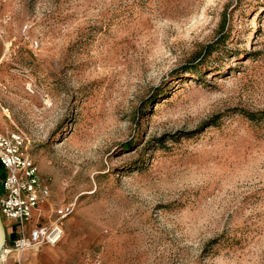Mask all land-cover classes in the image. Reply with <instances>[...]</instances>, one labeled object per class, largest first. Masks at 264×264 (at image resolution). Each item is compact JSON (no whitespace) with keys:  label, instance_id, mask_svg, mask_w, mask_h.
Listing matches in <instances>:
<instances>
[{"label":"rangeland","instance_id":"1","mask_svg":"<svg viewBox=\"0 0 264 264\" xmlns=\"http://www.w3.org/2000/svg\"><path fill=\"white\" fill-rule=\"evenodd\" d=\"M0 118L89 264H264V0H0Z\"/></svg>","mask_w":264,"mask_h":264},{"label":"built area","instance_id":"2","mask_svg":"<svg viewBox=\"0 0 264 264\" xmlns=\"http://www.w3.org/2000/svg\"><path fill=\"white\" fill-rule=\"evenodd\" d=\"M27 144L28 138L19 130L0 134V165L4 169L0 212L7 236L8 232L15 236L10 252L25 253L37 246L60 244L65 237L66 220L75 211L74 205L65 204L50 222H43L42 216L35 221V212L51 196V190L43 182L37 164L27 157ZM6 246L2 254L7 252Z\"/></svg>","mask_w":264,"mask_h":264},{"label":"crops","instance_id":"3","mask_svg":"<svg viewBox=\"0 0 264 264\" xmlns=\"http://www.w3.org/2000/svg\"><path fill=\"white\" fill-rule=\"evenodd\" d=\"M5 124H3V119L0 118V134L5 132ZM48 203L42 208H38L35 212V218L38 216L45 215L48 217L50 214L51 207H47ZM50 216V215H49ZM70 224L74 225L77 223L76 220L70 221ZM31 225H27L30 229ZM14 235L8 232V241L6 249L1 255L0 264H89L88 260L83 257V244L72 243V244H59L56 246H37L25 253H20L17 251H9V248L13 245ZM98 261L92 263L95 264Z\"/></svg>","mask_w":264,"mask_h":264},{"label":"water","instance_id":"4","mask_svg":"<svg viewBox=\"0 0 264 264\" xmlns=\"http://www.w3.org/2000/svg\"><path fill=\"white\" fill-rule=\"evenodd\" d=\"M0 196H1V179H0ZM7 240H8L7 230L0 212V259L2 252L7 244Z\"/></svg>","mask_w":264,"mask_h":264},{"label":"trees","instance_id":"5","mask_svg":"<svg viewBox=\"0 0 264 264\" xmlns=\"http://www.w3.org/2000/svg\"><path fill=\"white\" fill-rule=\"evenodd\" d=\"M4 177V169L3 167L0 165V179H3Z\"/></svg>","mask_w":264,"mask_h":264}]
</instances>
